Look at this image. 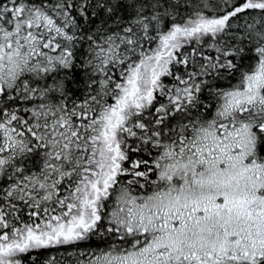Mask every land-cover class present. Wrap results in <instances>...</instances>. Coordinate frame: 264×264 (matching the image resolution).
Listing matches in <instances>:
<instances>
[{"label": "snow or ice", "instance_id": "6c2138e0", "mask_svg": "<svg viewBox=\"0 0 264 264\" xmlns=\"http://www.w3.org/2000/svg\"><path fill=\"white\" fill-rule=\"evenodd\" d=\"M0 264H264V0H0Z\"/></svg>", "mask_w": 264, "mask_h": 264}]
</instances>
